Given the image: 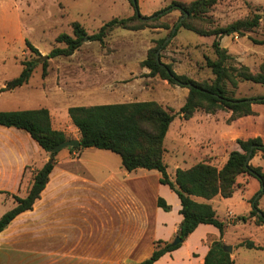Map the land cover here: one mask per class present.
<instances>
[{"label": "crops", "instance_id": "1", "mask_svg": "<svg viewBox=\"0 0 264 264\" xmlns=\"http://www.w3.org/2000/svg\"><path fill=\"white\" fill-rule=\"evenodd\" d=\"M7 63L0 61V112L47 109L54 130L64 132L69 140L80 141L81 133L69 118L70 108L59 107L63 99L69 102L77 96L63 91L60 85L45 86V91L53 92L50 105L30 107L35 96L17 94L28 84L3 91L11 81L5 75ZM152 81L147 76L135 79L123 90L113 93L110 104L156 101L163 105L154 95V87L145 84ZM164 83L165 88H170L169 107L180 104L181 109L189 90L177 86L181 91L174 95L172 86L167 81ZM48 91L46 97H50ZM201 111L190 120L177 118L206 126L210 131L206 135L192 138L182 126L173 130L177 118L169 128V146L168 134L164 142V161L173 182L178 169L188 170L199 163L221 169L230 154L240 150L239 139L261 137L264 142L263 135H252L253 125L247 120L251 116L231 120V112L221 116L222 110ZM49 159L27 131L0 125V219L16 207L14 196H28L34 173ZM250 164L264 171L262 153L258 152ZM160 179L161 174L156 170H126L121 157L108 150H61L49 182L33 209L17 216L0 233V264H137L148 259L154 252L155 242L175 240L183 221L179 196L161 184ZM254 181L248 174L241 175L237 188L244 190L256 185ZM233 196L218 195L211 200L192 197L198 203L211 205L217 218L228 223L224 234L213 225H200L179 249L167 253L155 264H204L210 244L216 240L233 247L234 264H249L252 256L243 252L240 244L248 240L264 248V225H258L256 218L234 219L231 211L227 218H220L219 206ZM160 198L171 206L169 212L158 206ZM247 209L246 217L250 215L248 206ZM248 227L252 231L247 238L236 235Z\"/></svg>", "mask_w": 264, "mask_h": 264}, {"label": "trees", "instance_id": "2", "mask_svg": "<svg viewBox=\"0 0 264 264\" xmlns=\"http://www.w3.org/2000/svg\"><path fill=\"white\" fill-rule=\"evenodd\" d=\"M135 8V14L128 18H116L100 29L98 33L88 34L79 23L73 25V35L62 34L57 38V43L63 48H55L48 55L43 56L30 42L27 47L35 53L37 60L24 62L21 74L7 83L3 91L14 90L29 83L35 68L41 64L46 74L49 61L61 56H71L85 43L99 42L104 44L107 36L116 28L128 30H143L145 28H168L155 25L153 16L166 13L173 8L181 11L184 20L176 32L170 36L175 37L180 28L189 30L202 37H213L212 48L216 59H207V67L214 78L210 81L199 82L186 75L178 74L171 64H165L157 59L165 40H160L155 48L149 50L148 57L142 62L143 67L150 70V77H160L172 86H180L189 90L185 104L178 113L164 107L156 101L136 102L128 104H106L92 107H72L69 116L73 125L81 133L79 147L71 148L72 151H82L87 148L108 150L122 159L126 170L132 172L138 169L156 170L161 174L160 182L169 186L179 196L182 209L180 211L183 221L180 224L178 236L183 241L195 232L200 225H213L223 235L226 224L218 220L213 207L201 204L192 197H202L211 200L221 195L231 198L238 185L239 176L248 174L257 178L261 183V196L264 195V171L261 167H254L250 161L258 152L264 158V142L261 137L248 140H238L239 151L230 154L227 163L218 169L210 164L199 163L188 170L178 169L173 182L167 171L164 161V142L173 121L180 116L184 120L193 118L197 111L215 113L222 110L231 112V120L253 116L254 104H264V96L256 98H239L234 95L240 83L252 82L264 86V66L253 73L244 65L235 66L233 56L221 45V39L235 33L245 36L253 32L260 25L259 14L252 18L238 20L225 28L199 27L197 23L207 25L206 14L217 0H196L190 4L174 2L170 7L155 13L151 17L143 16L138 7V0H130ZM175 27V26H174ZM264 44V42H260ZM165 49V48H163ZM0 125L14 127L27 131L31 137L49 155L51 163L36 171L33 184L26 198L14 196L16 207L7 212L0 219V233L20 214L32 210L36 201L49 182L50 174L56 164L54 149L69 140L64 132L54 130L51 125L49 110L39 109L18 112H0ZM253 150L252 158L247 163L248 154ZM259 198V200H260ZM259 200H251L253 210L251 217L256 218L258 225H264V210L259 208ZM158 206L169 212L171 206L162 198ZM259 212L263 216H259ZM241 220H247L242 218ZM182 244L173 245V242L157 241L152 255L137 264H155L167 253L179 249ZM226 244L216 240L210 244V249L205 257L204 264H234L232 254L225 250ZM241 247L264 250L252 241H244Z\"/></svg>", "mask_w": 264, "mask_h": 264}, {"label": "rangeland", "instance_id": "3", "mask_svg": "<svg viewBox=\"0 0 264 264\" xmlns=\"http://www.w3.org/2000/svg\"><path fill=\"white\" fill-rule=\"evenodd\" d=\"M193 1L196 0H138V7L143 16L151 17L174 2L190 4ZM135 11L130 0H0V61L8 62L6 77L13 80L23 71L24 62L37 60L35 53L27 47V42L46 56L55 48H63L62 44L57 43V38L62 34L73 35L75 23L81 24L91 35L98 33L109 21L131 17ZM257 14L261 16L260 25L253 32L246 33L245 36L235 33L220 41L222 47L233 56L235 66L244 65L257 73L264 66V44L260 43L264 42V0H217L206 14L207 25L199 22L197 25L225 28ZM183 18L182 12L173 8L154 19L155 25L168 28H116L109 33L104 44L85 43L71 56L50 60L46 74L39 64L28 85L17 94L35 96L30 107H45L50 105L53 92L48 89L45 91L44 87L60 85L63 91L67 90L77 96L69 102L63 99L59 106L61 108L67 105L71 108L110 104L113 93L123 90L125 85L135 79L150 77V70L143 67L142 62L147 59L150 49L155 48L160 40L168 38L171 39L163 47L165 49L159 51V59L165 64H171L178 74L199 82L210 81L214 76L207 67V59H216L212 48L214 38L202 37L184 28H180L175 37L170 36L174 26ZM145 84L154 87V95L161 99L164 107L170 108V88L164 87V80L157 76L153 77L150 84ZM172 89L174 95L181 91L177 86H172ZM47 91L50 101L46 97ZM234 95L239 98L261 97L264 96V86L242 82L234 90ZM170 109L178 113L180 104H175ZM253 109L255 114L247 119L253 125L252 135L261 134L264 138V104H254ZM224 112L226 111H222L220 115L223 116ZM181 126L192 138L206 135V131L210 132L204 125L198 126L193 121L187 122L179 118L173 123L172 129L177 130ZM167 138L169 146V134ZM250 177L255 180L256 185L244 190L237 188L232 199H223L224 202L219 206L220 218H227L229 211L239 221H245L241 220L243 217L247 220L252 218L251 200L254 198L255 201L261 195V183L257 178ZM247 206L250 208L248 217ZM259 208L264 209V195L259 200ZM224 223L227 227L228 223ZM250 230L248 227L238 231L236 235L247 238L252 231ZM242 250L252 256L249 264H264V250L246 247Z\"/></svg>", "mask_w": 264, "mask_h": 264}, {"label": "water", "instance_id": "4", "mask_svg": "<svg viewBox=\"0 0 264 264\" xmlns=\"http://www.w3.org/2000/svg\"><path fill=\"white\" fill-rule=\"evenodd\" d=\"M161 15H162V14H159L158 16H153L152 19H156V18H158V17L161 16ZM183 20H184V18L181 19V20L176 24V26L173 28V31H172L173 33L176 32V29L179 27V25L181 24V22H182ZM170 39H171V38H168L167 40H165L163 47L169 42ZM156 56H157V59L159 60V52H157ZM80 145H81V143H80L79 140H71V139H70V140H68V141H66V142H64V143H62V144H60V145H58V146L54 149V153L57 154L58 152H60V151L63 150V149H71V148L79 147ZM254 149H255V147H253V148H252V151L248 154L247 163L251 160V158H252V154H253V150H254ZM51 162H52V160L49 159L48 163H51ZM260 196H261V195H259L258 198L255 199V201H258L259 198H260ZM259 216H263V214H262L261 212H259ZM182 243H183V239L181 238V236H177V237L175 238L174 242H173V245H179V244H182ZM224 248H225V250H226L227 252H229V253L232 254V252H233V247H232V246H228V245H226Z\"/></svg>", "mask_w": 264, "mask_h": 264}]
</instances>
